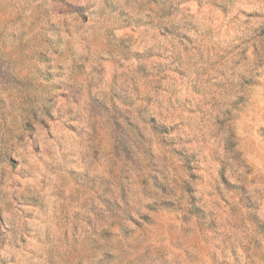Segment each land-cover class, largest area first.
I'll use <instances>...</instances> for the list:
<instances>
[{
	"label": "rangeland",
	"instance_id": "obj_1",
	"mask_svg": "<svg viewBox=\"0 0 264 264\" xmlns=\"http://www.w3.org/2000/svg\"><path fill=\"white\" fill-rule=\"evenodd\" d=\"M0 264H264V0H0Z\"/></svg>",
	"mask_w": 264,
	"mask_h": 264
},
{
	"label": "trees",
	"instance_id": "obj_2",
	"mask_svg": "<svg viewBox=\"0 0 264 264\" xmlns=\"http://www.w3.org/2000/svg\"><path fill=\"white\" fill-rule=\"evenodd\" d=\"M110 118L112 119L115 132H117V134H119L118 135L119 137H116L117 148L118 149H122V150H127V152L130 153L131 152V143H130V141L128 139H126V140L125 139H120L122 134L120 135V133H118V131L120 130V127H121V124L118 121V118L115 115H111ZM120 132L122 133L121 130H120Z\"/></svg>",
	"mask_w": 264,
	"mask_h": 264
}]
</instances>
